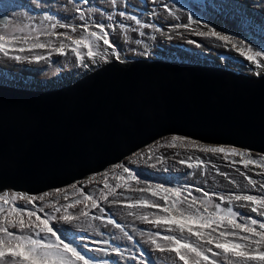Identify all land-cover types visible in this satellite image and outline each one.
<instances>
[{
	"label": "rangeland",
	"instance_id": "1",
	"mask_svg": "<svg viewBox=\"0 0 264 264\" xmlns=\"http://www.w3.org/2000/svg\"><path fill=\"white\" fill-rule=\"evenodd\" d=\"M14 3L24 5V7L18 9L4 7L5 4ZM77 8L84 12V20H81L80 13L76 11ZM0 11L9 15L7 31L12 32L22 28L23 33L20 34H28L32 37L39 36L41 42L51 40L53 43H58L57 37L42 34L43 31L49 29L51 23L57 21L60 24L76 25L77 27L85 22L92 25L95 23L115 25L111 39L112 43L116 45L119 55V59H116L115 54H112L111 49H108L107 60L97 57L95 61L86 59L84 64H80L71 54L62 56L54 53L49 61L40 62L15 61L0 57V81L7 84L21 85L30 89H57L74 83L109 62L120 61L127 64L141 58L192 62L227 69L231 66L233 69H230L246 75L259 76L264 74V70L258 69L254 64L240 57L231 47L225 48L222 42L196 36L191 29L176 27L177 25L189 24V16L191 15L192 20L200 21L199 24L192 23L191 28L206 31L207 28L204 25H208L233 37L236 41L246 42L254 50H264L261 49V45H264V0H115V3L113 0H87V2L85 0H0ZM121 12L124 15H120ZM45 17H53L54 19L48 20ZM137 21L140 23L138 24ZM120 25L125 27L122 29ZM0 27H4V25L0 24ZM36 28L41 31H35ZM93 30L95 29L93 28ZM54 31L64 32L67 29L57 27ZM191 40L198 41V44L190 43ZM34 52L46 54V50H34ZM26 67H36V74L47 76L48 81L33 75L15 74L22 72ZM258 71L260 72L259 75L256 74ZM27 73H29L28 70ZM49 84L50 86H48ZM173 135L178 134L162 136L136 150L122 161L110 164L101 171L91 173L63 187L28 194L39 196L45 192L53 193V197L48 200L36 202V206H42L45 212H50L52 209L48 205L52 203L53 199L59 204L71 203L76 195L69 188L73 183L80 182L79 186L83 187L84 193H91L94 197L99 198L105 178L108 179L112 187L120 182L116 177L122 169L117 168V165L123 164L135 170L141 182L136 184L135 181H132L130 188L117 189V199L121 203L114 205L110 202L113 197H109V202L100 201L101 207L105 209L104 213H99L97 209L90 210L92 215H103L105 220L108 217L115 219L117 223L124 226V230L121 231V229L107 224L105 220H92L90 223L78 222L80 226L73 228L77 235L71 236L70 239H75L81 245L87 244L88 248L85 251L88 256L94 257L100 262H106V264H145V262L147 264H159L158 259L161 254L154 250L153 245L148 243L147 233L149 231H161L165 235L169 233L139 219L140 215L158 210L150 207L143 209H129L127 207L129 202L136 199H158V197H152L151 193H142L137 190L145 187L144 182L153 185L164 184L166 187L187 185L193 189L192 195L197 197L202 196L199 189H203L206 192L217 194L213 197L216 203H222L219 201L220 194L225 196L232 193L264 194L259 183L256 188H252L246 177L241 174L246 172L248 176L264 183V170L258 166H249L248 169H245L242 164H239V157L235 158L237 161L235 166H229L232 162L231 158L225 160L222 158V154L206 155L196 148L167 147L166 142ZM191 139L203 145L233 146ZM149 149L154 150L156 158L148 159V162L145 163L147 157L144 154ZM137 153H140L139 159H137ZM251 155L257 157L264 154L251 151ZM191 156H198L205 160L207 168L193 169L188 167L187 163H180V160ZM160 157L163 159H158ZM196 162L195 160L189 161V163ZM221 173H228V175L224 176ZM90 179L92 182L88 183ZM57 189H64L65 191L56 194ZM4 192L26 193L14 190H3L0 193ZM120 193L123 195H119ZM65 196L68 199H64ZM24 203L23 200L18 201V205L22 206ZM222 206L227 207L229 205L223 202ZM79 207L77 206L71 211H78ZM235 207L242 215L257 216L248 208H240L238 205ZM52 223L55 227L58 222L53 221ZM59 226L61 228L68 227L62 222L59 223ZM125 233L131 235L133 240H128ZM80 235L85 237L83 241L78 239ZM105 240L111 241V243L104 244L103 241ZM113 247H120L123 254L111 251ZM100 249H108V251L105 252ZM168 264L171 262L169 261ZM177 264H182V262H177Z\"/></svg>",
	"mask_w": 264,
	"mask_h": 264
},
{
	"label": "water",
	"instance_id": "2",
	"mask_svg": "<svg viewBox=\"0 0 264 264\" xmlns=\"http://www.w3.org/2000/svg\"><path fill=\"white\" fill-rule=\"evenodd\" d=\"M168 134L264 154V74L141 58L57 89L0 82V192L70 184Z\"/></svg>",
	"mask_w": 264,
	"mask_h": 264
},
{
	"label": "snow or ice",
	"instance_id": "3",
	"mask_svg": "<svg viewBox=\"0 0 264 264\" xmlns=\"http://www.w3.org/2000/svg\"><path fill=\"white\" fill-rule=\"evenodd\" d=\"M4 7L18 9L23 8L24 5L14 3L5 4ZM76 11L80 13L81 20H84V12L79 8ZM120 15L124 13L121 12ZM45 18L54 19L53 17ZM189 19V24L176 27L191 29L196 36L222 42L225 48L231 47L240 57L254 64L258 69L264 70V62H262L264 61V50H254L246 42L236 41L233 37L208 25H204L207 28L206 31L191 28L192 23L199 24L200 21L192 20L191 15ZM137 23L140 22L137 21ZM7 27V24L0 27V57L15 61L40 62L49 61L54 53L62 56L71 54L80 64H84L86 59L95 61L97 57L107 60L108 49H111L112 54L119 59L118 50L111 39L115 25L104 23L92 25L85 22L77 27L60 24L57 21L51 23L49 29L43 31L42 34L57 37L58 43H53L51 40L41 42L39 36L20 34L23 33L22 28L10 32L7 31ZM57 27L65 28L67 31L56 32L54 30ZM120 27L123 29L125 26L120 25ZM35 31L40 32L41 30L36 28ZM189 42L198 44L196 40ZM261 49H264V45H261ZM34 50H46V54L35 53ZM256 74L259 75L260 72ZM166 146L196 148L206 155L222 154L225 160L231 158L232 162L229 166H235L237 163L235 158L239 157L238 162L245 169L249 166H258L264 170V155L253 157L251 151L247 149H238L234 146L203 145L189 137L179 135H173L166 142ZM144 155L147 157L145 163L148 159L156 158L153 149H149ZM136 156L139 159L140 153ZM158 159L162 160L163 157ZM192 160L197 162L189 163ZM180 163H187V166L193 169L207 168L205 160L198 156L182 159ZM116 167L122 169L116 177L120 182L112 187L105 178L99 198L91 193H84L83 187L79 186L80 182L73 183L69 188L76 195L71 203L59 204L53 199L48 205L52 209L50 212H45L42 206H36V202L48 200L53 197V193L45 192L39 196L22 192L0 193V264H106L94 257H89L85 251L88 245L78 244L70 237L77 235L73 228L80 226L78 222L90 223L92 220H105L103 215H92L90 212L91 209H97L101 214L105 212L100 205L101 200L109 202V197H113L110 202L114 205L119 204L121 201L117 199V189L130 188L132 181L140 184V177L135 170L123 164ZM217 171H219L218 168ZM241 174L246 177L252 188H256L259 183L260 189L264 192V183L248 176L246 172ZM221 175L227 176L228 173H221ZM105 176H107L106 173ZM91 182L90 179L88 183ZM144 183L145 187L137 190L142 193H151L152 197H158V199H136L129 202L127 207L129 209L150 207L158 210L140 215L139 219L169 233L167 235L161 231L147 233L148 243L161 254L159 259L164 264H168L169 261L171 264H177V262H182V264H264V194L232 193L227 196L220 194L219 201L229 205L224 207L222 203L214 202L213 197L217 195L216 193H209L203 189H199L202 196L197 197L192 195L193 189L187 185L166 187L164 184ZM64 191V189H57L56 194ZM64 199L68 197L65 196ZM21 200L25 202L22 206L18 205V201ZM235 205L248 208L257 216L242 215ZM77 206H80L78 211H71ZM53 221L58 222L55 227ZM60 222L68 227L61 228ZM105 222L121 231L124 230V226L111 217H108ZM127 238L133 240L131 235H127ZM78 239L83 241L85 237L80 235ZM103 243L110 244L111 241L105 240ZM100 250L108 251V249ZM111 251L123 254L120 247H113Z\"/></svg>",
	"mask_w": 264,
	"mask_h": 264
},
{
	"label": "bare ground",
	"instance_id": "4",
	"mask_svg": "<svg viewBox=\"0 0 264 264\" xmlns=\"http://www.w3.org/2000/svg\"><path fill=\"white\" fill-rule=\"evenodd\" d=\"M263 12V11H262ZM263 14H264V12H263ZM229 68H232L231 66L229 67ZM36 67H30V69L29 68H27V69H24L22 72H18L17 74H20V75H35V76H37L36 75V73H37V71H36ZM233 69V68H232ZM27 70L29 71V73H27ZM39 71V70H38ZM239 71H241V70H239ZM42 78H44L43 80H45L46 82L48 81V79H47V76H41ZM48 86H50V84L48 85ZM65 186V185H64ZM61 187H63V186H61ZM55 188H59V187H55ZM158 261L160 262L159 264H164V262L163 261H161L160 259H158Z\"/></svg>",
	"mask_w": 264,
	"mask_h": 264
},
{
	"label": "flooded vegetation",
	"instance_id": "5",
	"mask_svg": "<svg viewBox=\"0 0 264 264\" xmlns=\"http://www.w3.org/2000/svg\"><path fill=\"white\" fill-rule=\"evenodd\" d=\"M27 68H29V67H26V68H24V69H27ZM39 74V73H38ZM20 75V74H19ZM37 75V74H36ZM28 76H32V75H28ZM33 76H35V75H33ZM36 77H39V78H41L42 80L44 79V78H42L41 77V75H37ZM1 82V81H0ZM12 85H14V84H12Z\"/></svg>",
	"mask_w": 264,
	"mask_h": 264
},
{
	"label": "trees",
	"instance_id": "6",
	"mask_svg": "<svg viewBox=\"0 0 264 264\" xmlns=\"http://www.w3.org/2000/svg\"><path fill=\"white\" fill-rule=\"evenodd\" d=\"M169 62H174V61H172V60H168ZM176 62V61H175ZM183 63H192V62H183ZM15 74H17V72L15 73ZM17 75H19V74H17ZM21 76H23V74L21 75ZM27 76V75H26Z\"/></svg>",
	"mask_w": 264,
	"mask_h": 264
},
{
	"label": "crops",
	"instance_id": "7",
	"mask_svg": "<svg viewBox=\"0 0 264 264\" xmlns=\"http://www.w3.org/2000/svg\"><path fill=\"white\" fill-rule=\"evenodd\" d=\"M30 68V67H29Z\"/></svg>",
	"mask_w": 264,
	"mask_h": 264
}]
</instances>
